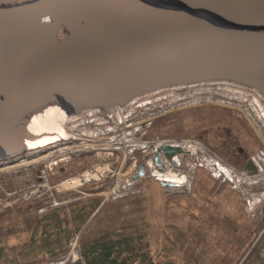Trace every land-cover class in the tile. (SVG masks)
<instances>
[{
    "label": "water",
    "instance_id": "1",
    "mask_svg": "<svg viewBox=\"0 0 264 264\" xmlns=\"http://www.w3.org/2000/svg\"><path fill=\"white\" fill-rule=\"evenodd\" d=\"M209 80L264 99V0H0V162L19 156L21 115L32 106L109 111ZM183 151L162 144L153 163L162 167L161 153L175 165ZM244 168L255 167L248 159ZM144 174L140 163L133 177Z\"/></svg>",
    "mask_w": 264,
    "mask_h": 264
},
{
    "label": "trees",
    "instance_id": "2",
    "mask_svg": "<svg viewBox=\"0 0 264 264\" xmlns=\"http://www.w3.org/2000/svg\"><path fill=\"white\" fill-rule=\"evenodd\" d=\"M203 171L195 169L187 205L181 204L189 218L186 227L169 224L143 190L107 201L85 227L98 196L43 212L35 202L0 211V264H50L80 229L83 264H235L241 252L238 234L251 243L252 223L240 194ZM252 264H264V258Z\"/></svg>",
    "mask_w": 264,
    "mask_h": 264
},
{
    "label": "rangeland",
    "instance_id": "3",
    "mask_svg": "<svg viewBox=\"0 0 264 264\" xmlns=\"http://www.w3.org/2000/svg\"><path fill=\"white\" fill-rule=\"evenodd\" d=\"M189 101H182L176 108L173 106V108H168V111L158 117H152L153 119L145 135V138L151 140V142L158 140L160 143L179 144L183 148L188 145H193L194 151L191 154L192 156H190L187 168L184 170L187 175L186 183L176 186L159 185L158 179L152 174V170L156 165H147L150 164L149 162L147 164L144 163L147 158H152V153L155 151L150 147L144 152L139 151L137 153L139 163L144 165L145 174L139 177L136 185L133 187L134 189H139V191L143 190L149 199V205L152 204L154 210L161 209V213L168 218L169 224L177 223L182 227L187 226L189 218L187 214L182 212L181 204L187 205L186 198L192 189L193 173L197 166L200 165L199 167L203 168L209 174L212 172L215 173V167L217 166L222 169L228 168L230 170L240 171L243 169L249 157L260 148L261 143L258 135H256L257 133L253 131L244 118L238 115L237 112L212 104L196 103L193 100ZM83 123L86 126L87 122ZM78 141L72 138L69 147L71 148L73 143H78ZM190 141L193 143L189 144L188 142ZM116 150L113 151L112 156L104 152H99L98 157H96L95 151L91 149L90 152L92 153L89 152L88 156L80 160L73 159L69 170H67L70 171V174L63 176L62 180L75 176L80 178L79 183L74 185V187L58 186L62 191L54 196H39L38 191H29L30 188L25 183L29 184L28 180H31L34 172L27 170L29 167L26 165L27 163L21 162L19 167L9 169L1 166L0 169L3 168L5 170H0V211L6 209L14 210L19 206L22 207L35 202V209L38 212H43L52 207H66L72 202L83 201L89 197L98 196L101 201L84 224L83 227H85L89 219L97 213L104 203L122 197L117 194L122 193L124 191L123 188L119 187L113 191L114 185H122L125 179L122 173L117 172L118 162L115 160V155L118 153L121 154V151L124 153V151L123 148H117ZM208 156H210V159ZM65 158L66 156L59 155L60 160H64ZM162 158L163 163L170 168L176 171L182 170L179 166L168 163L165 157L162 156ZM207 159L210 160L208 165H206ZM98 162L100 164L97 166L103 165L101 168L104 171L102 170L101 173H97V170H94V167H92L93 165L96 166ZM129 162L130 159L126 161L122 172L127 171V164ZM13 163L16 164V162ZM88 170H92L95 176L89 179L86 178L84 173ZM223 176L225 175L220 173L214 176V179L218 180L222 178L230 186V180L226 176ZM11 177L16 178L19 186L18 189L4 185L5 181ZM88 187L89 190L87 189ZM258 188L256 187V189ZM176 199H179V203H177ZM241 199L243 213L245 218L252 223L254 232L252 241L248 244H246L247 241L245 242L246 238L244 237V233L239 232L238 239L236 240L240 241L241 252L235 264H252L264 258V255L258 251L264 247V214H262L263 212H258L259 210H257L255 216L247 214L242 196ZM240 229L242 230L243 228ZM81 231L82 229L73 234L67 250L58 257L51 259L50 264H83L79 245Z\"/></svg>",
    "mask_w": 264,
    "mask_h": 264
},
{
    "label": "built area",
    "instance_id": "4",
    "mask_svg": "<svg viewBox=\"0 0 264 264\" xmlns=\"http://www.w3.org/2000/svg\"><path fill=\"white\" fill-rule=\"evenodd\" d=\"M159 89H161L159 91L163 92L159 93L158 91L151 94L147 92L133 96L124 104L116 106L109 111L100 109H84L80 111L83 113L82 119H86L87 122L85 128H101L107 124L115 128V132H112V140L98 141L96 144L85 142L84 139L89 136L84 135L81 138L86 147L82 149L80 147L82 142L79 140L76 145L80 149L74 150V152H90L92 147L101 146L104 148L103 152L105 154L112 156L113 151H117V148H123L124 153L121 151V154H116L115 160L118 162L117 172L122 173L125 179L122 185H114L113 191L121 187L124 191L118 193V196L134 194L139 191V189L133 188L139 179V177H133V174L138 170V164H140L137 153L139 151L144 152L150 147L154 150L157 149L156 142L158 140L151 142V140L145 138L146 130L151 124L152 117H158L168 111V108H173V106L176 108L182 101L190 102L189 100L228 108L243 117L258 135L261 142L260 148L249 157L255 168L250 170L243 167L242 170L237 171L228 168L222 169L217 166L215 167V173L212 172L210 175L215 178L214 176L223 173L230 180V186L241 194L247 214L255 216L257 210L264 214V99L261 94L254 88L228 80L201 81L171 85ZM90 116H93L91 120L87 118ZM85 134L87 133L85 132ZM106 137L108 135L105 134L97 136L99 139H105ZM188 143L192 144L193 142L190 141ZM189 146L191 145L185 146V148ZM185 150L187 153V149ZM193 151L192 147L190 154ZM208 157L210 158V156ZM128 159H130V162L127 164V171L122 172V168L126 165ZM148 162L150 164H147ZM144 163L151 165L153 160L149 157ZM256 187L259 188L256 189ZM258 251L264 255V247Z\"/></svg>",
    "mask_w": 264,
    "mask_h": 264
},
{
    "label": "bare ground",
    "instance_id": "5",
    "mask_svg": "<svg viewBox=\"0 0 264 264\" xmlns=\"http://www.w3.org/2000/svg\"><path fill=\"white\" fill-rule=\"evenodd\" d=\"M159 90L161 89L154 90L149 94L153 92L157 93ZM161 92L163 91H159V93ZM82 115L83 113H81L80 111L76 113L71 112L67 104L58 100H52L49 102H44L40 105L32 106L28 111L24 112L21 115L20 121H22L23 128L21 131L22 134L19 141V145L21 146L20 150H37L56 142L57 139H68L71 137L76 139L77 141L81 140L82 143L80 147H82L83 149L86 147V145L83 144L84 142L81 139L83 135L89 136L86 137L87 139H84V141L90 142L91 144H96V142L98 141H104L109 139L112 140L113 138L112 132H115L114 131L115 128H112L107 124H105L101 128H95V129L90 128L89 130L88 128L85 129V127L81 128L80 125H78L77 128H74L72 126L70 128H65V125H68L69 123L75 120L86 122V119H82ZM87 118H90L91 120L93 116ZM84 131L87 134H85ZM100 134L108 135V137H106L105 139H99L97 138V136ZM76 144L77 143H73V145L71 146V148L75 151L80 149ZM162 144H173V143H162V142L160 143V141H158L156 142V147H157L156 150H158ZM191 146L188 147L187 153L186 150L183 149L184 150L183 152L174 155L172 158V160L175 162V166H179V168H182V170L176 171L170 168L165 163H163L161 168L154 166V169L152 170V174L154 175V177L159 180L173 182L178 185L185 184L187 175L184 170L187 168L188 162L190 160V156H191L190 153L192 150ZM91 149L95 151L96 157H98L97 152L104 151V148L101 146L92 147ZM160 156L162 157L161 153ZM41 158L43 157H37L35 159H32L30 162L39 161ZM209 159L206 160V165L210 163ZM21 162L16 164H9L4 168L9 169V168L19 167ZM168 163L171 162L168 160ZM97 165L96 166L93 165L92 167H94V170L96 169L97 173H99L103 169L101 168L102 167L101 165L100 166ZM2 169L3 168H1L0 170ZM84 176L89 179L90 177L95 176V173L92 170H88L84 173ZM79 180H80L79 177H73L71 180H67L60 183L59 187H65V186L74 187V185H77L79 183Z\"/></svg>",
    "mask_w": 264,
    "mask_h": 264
},
{
    "label": "flooded vegetation",
    "instance_id": "6",
    "mask_svg": "<svg viewBox=\"0 0 264 264\" xmlns=\"http://www.w3.org/2000/svg\"><path fill=\"white\" fill-rule=\"evenodd\" d=\"M78 125H80L81 128L85 127L83 122L75 120L68 125H65V128H70L71 126L77 128ZM71 140L72 138L57 139L56 142L37 150H21L18 157L0 162V167L15 164L13 162L19 163L24 161L27 163L37 157H43L39 161L26 164L29 166L27 170L34 173L32 174L31 180H28L29 184L25 183V185L30 188L29 191L31 192L38 191L37 193L39 196L58 195L59 192L62 191V189L58 187L60 183L73 178L67 177L62 180L63 176L70 174V171L67 170H69L72 160H80L89 155V152L84 151L75 153L74 150L69 147ZM59 155H64L66 158L60 160ZM56 180L58 181L55 182ZM5 183L10 184V187H13L14 189L19 188L16 178L11 177L5 181Z\"/></svg>",
    "mask_w": 264,
    "mask_h": 264
}]
</instances>
